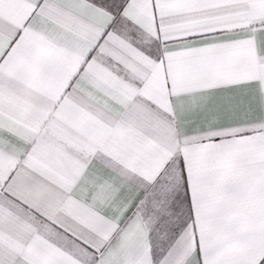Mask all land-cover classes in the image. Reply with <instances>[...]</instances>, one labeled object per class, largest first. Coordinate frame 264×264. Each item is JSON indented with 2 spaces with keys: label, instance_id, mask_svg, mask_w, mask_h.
Returning a JSON list of instances; mask_svg holds the SVG:
<instances>
[{
  "label": "snow or ice",
  "instance_id": "6c2138e0",
  "mask_svg": "<svg viewBox=\"0 0 264 264\" xmlns=\"http://www.w3.org/2000/svg\"><path fill=\"white\" fill-rule=\"evenodd\" d=\"M0 264H264V0H0Z\"/></svg>",
  "mask_w": 264,
  "mask_h": 264
}]
</instances>
